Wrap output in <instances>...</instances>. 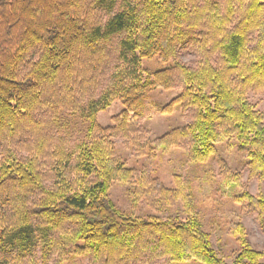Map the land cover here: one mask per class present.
I'll return each instance as SVG.
<instances>
[{
    "label": "trees",
    "instance_id": "1",
    "mask_svg": "<svg viewBox=\"0 0 264 264\" xmlns=\"http://www.w3.org/2000/svg\"><path fill=\"white\" fill-rule=\"evenodd\" d=\"M184 47L195 66L178 58ZM143 59L165 66L150 73ZM176 85L161 110L180 105L190 121L150 150L186 141L189 159L204 162L233 138L249 174L263 180L264 110L248 92L264 91V0H0V264L83 255L88 264H222L189 184L158 189L115 154L113 138L139 120L135 107ZM114 102L123 109L103 127L97 113ZM63 111L87 122L71 149L56 132ZM224 173L223 186L264 224V192ZM113 182L131 185L133 203L179 201L184 215L125 214L109 198ZM230 232L233 264H264L241 223Z\"/></svg>",
    "mask_w": 264,
    "mask_h": 264
},
{
    "label": "rangeland",
    "instance_id": "2",
    "mask_svg": "<svg viewBox=\"0 0 264 264\" xmlns=\"http://www.w3.org/2000/svg\"><path fill=\"white\" fill-rule=\"evenodd\" d=\"M192 32L186 35H192ZM185 35V36H186ZM178 58L195 66L197 57L186 47L180 49ZM147 72H154L165 66L162 62L152 59L141 62ZM105 68V67H103ZM102 68V69H103ZM107 69H111L108 66ZM107 76V75H106ZM180 92L179 86L163 90L151 91L139 103L135 110L139 120L132 126L127 137H114L116 156L133 169L134 176L144 175L156 188H173L179 179L189 184L195 199L198 201V212L202 229L210 235L213 248L222 257V264H233L238 252V243L231 235V226L241 223L245 229L251 246L262 255L264 262V224L258 218L257 210L247 201L238 202L227 185L223 186L225 170L228 174H240L241 186L251 194L264 192V179L259 180L249 174L246 156L236 150L233 138H226L216 146V152L204 162H194L188 157V142L173 146L166 151H151V142L190 121L191 112L175 105L170 112H163L164 107ZM249 100L258 110H264V91L250 90ZM123 106L114 102L111 106L97 113V121L103 127L113 124V115L119 113ZM57 135L62 137L68 148L86 138L87 122L80 113L63 111L56 122ZM3 145L0 142V154ZM224 187V188H223ZM132 187L130 184L113 182L109 188V198L123 213L136 216L153 215L163 219L183 216V207L179 201L172 205L162 206L159 202L150 205L145 200L137 203L131 201ZM157 198V196H156ZM89 257L77 256L67 264H88ZM161 262V261H160Z\"/></svg>",
    "mask_w": 264,
    "mask_h": 264
}]
</instances>
